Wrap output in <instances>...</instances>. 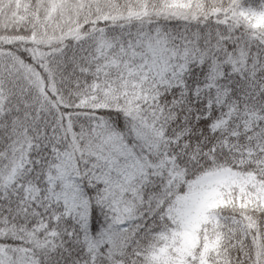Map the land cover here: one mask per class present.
Instances as JSON below:
<instances>
[{
    "label": "snow or ice",
    "instance_id": "6c2138e0",
    "mask_svg": "<svg viewBox=\"0 0 264 264\" xmlns=\"http://www.w3.org/2000/svg\"><path fill=\"white\" fill-rule=\"evenodd\" d=\"M0 264H264V0H0Z\"/></svg>",
    "mask_w": 264,
    "mask_h": 264
}]
</instances>
